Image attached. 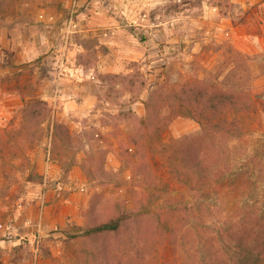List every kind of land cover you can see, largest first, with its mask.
Here are the masks:
<instances>
[{"label": "rangeland", "instance_id": "obj_1", "mask_svg": "<svg viewBox=\"0 0 264 264\" xmlns=\"http://www.w3.org/2000/svg\"><path fill=\"white\" fill-rule=\"evenodd\" d=\"M239 236L264 237V0H0V264H221Z\"/></svg>", "mask_w": 264, "mask_h": 264}, {"label": "trees", "instance_id": "obj_2", "mask_svg": "<svg viewBox=\"0 0 264 264\" xmlns=\"http://www.w3.org/2000/svg\"><path fill=\"white\" fill-rule=\"evenodd\" d=\"M193 160H197L193 158ZM122 222L121 216H116L105 222H98L87 227L85 234L106 233L118 229ZM226 248L228 250H226ZM223 251L230 257L223 260L220 255L213 254L214 260L221 264H264V237L259 239L241 236L233 243L229 241ZM209 264V262H207ZM213 264V263H212Z\"/></svg>", "mask_w": 264, "mask_h": 264}]
</instances>
